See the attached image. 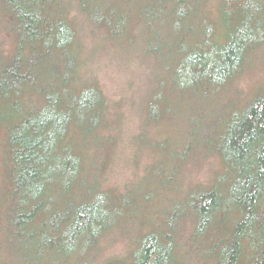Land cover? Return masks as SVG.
Instances as JSON below:
<instances>
[{"label": "trees", "instance_id": "16d2710c", "mask_svg": "<svg viewBox=\"0 0 264 264\" xmlns=\"http://www.w3.org/2000/svg\"><path fill=\"white\" fill-rule=\"evenodd\" d=\"M226 1L213 20L205 0H1L15 48L0 49V264H264V95L196 109L233 88L264 34V0ZM84 31L145 70L134 139L152 158L118 191L102 172L124 101L91 74ZM183 109L180 144L149 137ZM202 152L221 172L183 186Z\"/></svg>", "mask_w": 264, "mask_h": 264}, {"label": "rangeland", "instance_id": "374dc122", "mask_svg": "<svg viewBox=\"0 0 264 264\" xmlns=\"http://www.w3.org/2000/svg\"><path fill=\"white\" fill-rule=\"evenodd\" d=\"M207 6L205 12L213 20H219L220 7L222 0H205ZM249 2L256 4L257 0ZM264 2V1H262ZM233 2H225L227 6ZM1 4V0H0ZM224 16V15H223ZM0 6V49L4 53H12L15 48V39L5 29V18ZM136 20H132L131 26L134 27ZM135 29V27H134ZM85 44V56L89 60V69L92 75H95L97 84L101 89L112 98L118 97L124 102L121 108L125 111L127 119L123 129H119L113 136L117 145H111L112 153L106 169L102 172L103 183L115 191L121 189L124 184L132 177L136 176L134 172H142L151 161V150L147 148L145 142L134 138L139 132V115L137 110L132 107V102L140 101V89L145 82V70L140 66V60L137 55L128 53L123 56L114 49H105L101 40L97 37H89L87 32H81ZM88 69V67L86 66ZM88 69V71H89ZM264 95V34L262 39L257 43L252 60L243 72L236 78L233 88L217 90L206 98L205 101L199 102L197 99L196 109L198 115H207L213 105L237 104L243 107L246 102ZM114 96V97H113ZM226 110V109H224ZM192 112V110L190 111ZM5 112L0 117V173L3 166L4 149H5V124L2 119ZM182 119L177 123L173 118H165L158 124L152 125L148 135L151 139L157 140L165 137H173L175 145L180 144L181 138L188 130L187 115L184 109L181 110ZM174 120V121H173ZM183 125V126H181ZM118 134V137L115 135ZM139 144V145H138ZM135 153H137L135 155ZM154 157L159 156L157 153ZM136 159L134 163L133 160ZM194 163L182 167L178 175V180L183 186H188L195 182L210 181L215 175L221 172V161L218 156L202 152L195 158ZM155 170V169H154ZM171 196H178L173 193ZM127 241L123 236L117 239L114 247L108 246V254L112 252H121L126 247Z\"/></svg>", "mask_w": 264, "mask_h": 264}]
</instances>
